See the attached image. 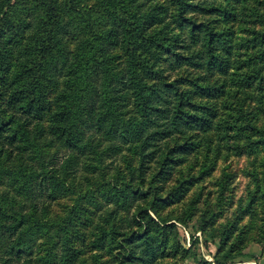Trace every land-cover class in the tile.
Segmentation results:
<instances>
[{
    "label": "trees",
    "instance_id": "trees-1",
    "mask_svg": "<svg viewBox=\"0 0 264 264\" xmlns=\"http://www.w3.org/2000/svg\"><path fill=\"white\" fill-rule=\"evenodd\" d=\"M24 1L0 0V179L12 190L0 192V264H155L172 220L193 217L218 239L213 261L198 264H233L252 243L264 256V0ZM165 58L198 72L170 79ZM215 134L218 153L252 158L244 202L217 226L227 172L215 209H199L200 191L184 201L216 168L205 156L193 173L188 159ZM123 150L126 170L106 178ZM79 170L87 184L51 218Z\"/></svg>",
    "mask_w": 264,
    "mask_h": 264
},
{
    "label": "rangeland",
    "instance_id": "rangeland-1",
    "mask_svg": "<svg viewBox=\"0 0 264 264\" xmlns=\"http://www.w3.org/2000/svg\"><path fill=\"white\" fill-rule=\"evenodd\" d=\"M163 1V0H160ZM88 2H93V0H88ZM167 4V2H165ZM23 6H30V1L26 0L22 2ZM23 18H25V23H30L32 25H35V16L28 15L27 13L21 14ZM198 16V15H195ZM167 19H169V16H167ZM172 22V20H170ZM164 24V22L162 23ZM175 26V25H173ZM27 32H30V29H26L23 31L24 34ZM173 32H179V30L175 27H173ZM183 33V31H182ZM237 35V33H236ZM235 37H238L235 36ZM73 45H70V48H72ZM17 49L13 51V64L14 62H17ZM165 59H163L161 62H163L165 68L167 69L165 74L170 79H177L181 78L182 75L185 73H197L198 71L190 69L191 71H188L187 69L184 70V68L179 69H171L167 66V63L164 62ZM59 81H61V77L58 76V74L54 73ZM61 84V82L59 83ZM182 87H185V82H183ZM216 145H217V136L215 134L214 136V143L211 144V146L208 148L205 145H201L198 149H196L195 152H193V155H190L188 158L191 160L190 167L192 172L194 173L196 170H198L202 164V162L205 160V156H208V160L215 161L216 168L214 172L208 176L205 177L202 181H200L196 187L192 188L188 194L184 197V201H187L190 195L197 193H201V202L199 204V209H206L209 206L213 209H215V205L217 202V195H218V182L224 181V172H227L228 174V184L229 187L225 191V197L223 198V201L220 204V208L223 210L221 216H216L213 221H215V225H219L221 222H224L226 220H231L237 212L239 211V206L244 202L245 200V191L248 186V183L250 182V178L248 175H246V168H248L250 162H251V156H236V155H229L226 156V149L222 147V150L216 151ZM57 144L51 146L50 151L57 148ZM217 149H219L217 147ZM58 152L60 154H65L66 150L64 149H58ZM127 151L123 150L122 152L118 154H113L111 157H109L106 162H109L110 166L106 169L107 176H111L115 172L116 169L125 171L127 168V162L131 161L133 156L130 153H126ZM260 158V156H259ZM256 160L255 164H258V160ZM187 167V166H186ZM183 172H186V168ZM86 174L83 170H79L76 172L75 176L72 178L74 180V185L69 189L66 193L59 195L56 200L49 203V216L51 218L61 217L64 215L65 210L68 208L69 205L73 202V195L75 194L73 192L75 187H78V184L81 186H84V184H87V180L85 178ZM174 181V178L171 177V179H161L158 183L161 186H170ZM72 190V191H71ZM0 192H7L8 194H12V190L7 184V182L3 179H0ZM179 204L173 206L170 208L171 213L174 214L176 211H180ZM254 209L256 213L252 215L251 220L256 223L257 228L253 229L252 232H257V230H261L260 225L263 223L261 222L262 215V207L261 203H256L254 205ZM167 211V210H165ZM133 210H131L130 214H132ZM250 216L246 215L241 219V222H249ZM174 222L175 227L172 228V230L169 231V238L168 243L163 249V251L160 254V257L158 261L155 264H170V263H178V264H198V261H200L202 258L206 259L208 261H213V255L217 250L218 245V239L216 237L211 238L209 235V229L210 226L207 227L205 230V234H203L199 228L196 221V218L193 217L191 220H189L186 224L179 223L177 221L172 220ZM253 234V233H252ZM196 239V241H195ZM175 240L178 241L179 245L182 248H186L190 250V253H194L195 256L191 255H183L181 252L179 253H170L172 252L173 242ZM194 242V243H193ZM82 247L80 250L79 256L80 258H89L91 256V251L88 247ZM195 258V259H194ZM89 260V259H88ZM196 260V261H195Z\"/></svg>",
    "mask_w": 264,
    "mask_h": 264
},
{
    "label": "crops",
    "instance_id": "crops-1",
    "mask_svg": "<svg viewBox=\"0 0 264 264\" xmlns=\"http://www.w3.org/2000/svg\"><path fill=\"white\" fill-rule=\"evenodd\" d=\"M233 264H264L261 247L256 243L249 244L244 250V255L237 258Z\"/></svg>",
    "mask_w": 264,
    "mask_h": 264
}]
</instances>
